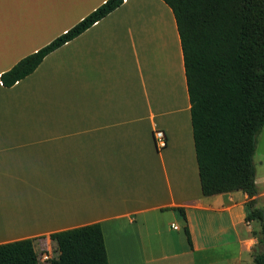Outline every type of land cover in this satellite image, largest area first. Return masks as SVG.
<instances>
[{"label":"crops","instance_id":"crops-1","mask_svg":"<svg viewBox=\"0 0 264 264\" xmlns=\"http://www.w3.org/2000/svg\"><path fill=\"white\" fill-rule=\"evenodd\" d=\"M104 1L0 0V74ZM254 166L264 211L260 156ZM246 200L201 192L163 0H123L13 85L0 81V243L31 237L49 254L50 233L99 222L108 264H253L261 226L245 220Z\"/></svg>","mask_w":264,"mask_h":264},{"label":"trees","instance_id":"trees-1","mask_svg":"<svg viewBox=\"0 0 264 264\" xmlns=\"http://www.w3.org/2000/svg\"><path fill=\"white\" fill-rule=\"evenodd\" d=\"M123 0H105L66 31L1 72L9 87L45 55L82 33ZM180 39L200 188L203 195L247 194L245 220H258L264 264V211L257 204L253 155L264 124V0H163ZM184 217L183 209L177 208ZM187 241L189 231L184 226ZM55 255L44 264H108L99 222L49 234ZM33 238L0 243V264H39Z\"/></svg>","mask_w":264,"mask_h":264},{"label":"rangeland","instance_id":"rangeland-1","mask_svg":"<svg viewBox=\"0 0 264 264\" xmlns=\"http://www.w3.org/2000/svg\"><path fill=\"white\" fill-rule=\"evenodd\" d=\"M258 156H260V158L264 161V124H263L260 132L258 133L257 138H256V147H255V152L253 155V160L255 161ZM171 225H173V224H171ZM179 232H180V234H183L182 230H180ZM53 247L54 246L52 245V250H51V252H49V254L46 251H42L41 253H39V252L37 253L39 264L46 263L49 260V258H51L55 255V253L53 252ZM259 247H260V245L257 244V246L251 251V254L254 253L255 251H258V250L261 251L262 249H260ZM44 252H46L47 256H48V258L45 260V262H43V260H42ZM213 264H222V262H217V263H213Z\"/></svg>","mask_w":264,"mask_h":264},{"label":"built area","instance_id":"built-area-1","mask_svg":"<svg viewBox=\"0 0 264 264\" xmlns=\"http://www.w3.org/2000/svg\"><path fill=\"white\" fill-rule=\"evenodd\" d=\"M152 136H153V140H154V144L156 146L157 149H162L163 147H165L166 143H167V138H166V134L162 129L156 128L153 130L152 132ZM173 228H177L176 226L172 225ZM48 258L47 254H43V262H45V260Z\"/></svg>","mask_w":264,"mask_h":264},{"label":"clouds","instance_id":"clouds-1","mask_svg":"<svg viewBox=\"0 0 264 264\" xmlns=\"http://www.w3.org/2000/svg\"><path fill=\"white\" fill-rule=\"evenodd\" d=\"M246 243L250 245V244L254 243V241L249 240Z\"/></svg>","mask_w":264,"mask_h":264}]
</instances>
